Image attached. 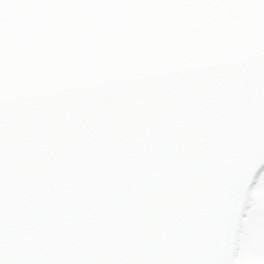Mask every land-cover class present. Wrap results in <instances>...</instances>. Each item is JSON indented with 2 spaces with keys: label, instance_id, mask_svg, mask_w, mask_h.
I'll use <instances>...</instances> for the list:
<instances>
[{
  "label": "water",
  "instance_id": "obj_1",
  "mask_svg": "<svg viewBox=\"0 0 264 264\" xmlns=\"http://www.w3.org/2000/svg\"><path fill=\"white\" fill-rule=\"evenodd\" d=\"M264 168V0H0V264H237Z\"/></svg>",
  "mask_w": 264,
  "mask_h": 264
},
{
  "label": "rangeland",
  "instance_id": "obj_2",
  "mask_svg": "<svg viewBox=\"0 0 264 264\" xmlns=\"http://www.w3.org/2000/svg\"><path fill=\"white\" fill-rule=\"evenodd\" d=\"M238 241V264H264V170L249 194Z\"/></svg>",
  "mask_w": 264,
  "mask_h": 264
}]
</instances>
